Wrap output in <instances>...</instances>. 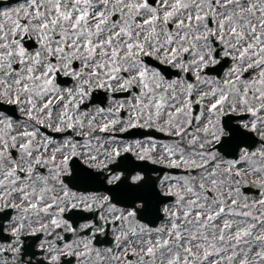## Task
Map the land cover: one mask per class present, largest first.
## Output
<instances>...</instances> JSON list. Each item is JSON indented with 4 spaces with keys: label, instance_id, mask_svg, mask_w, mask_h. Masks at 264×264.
<instances>
[{
    "label": "snow or ice",
    "instance_id": "snow-or-ice-1",
    "mask_svg": "<svg viewBox=\"0 0 264 264\" xmlns=\"http://www.w3.org/2000/svg\"><path fill=\"white\" fill-rule=\"evenodd\" d=\"M0 217V264H264V0L0 6Z\"/></svg>",
    "mask_w": 264,
    "mask_h": 264
},
{
    "label": "flooded vegetation",
    "instance_id": "flooded-vegetation-1",
    "mask_svg": "<svg viewBox=\"0 0 264 264\" xmlns=\"http://www.w3.org/2000/svg\"><path fill=\"white\" fill-rule=\"evenodd\" d=\"M11 3H14V0H0V6H3V5H5V4H7V5H11ZM155 134L156 133H153V137L155 138V139H157L158 141H166L167 140V137H165V136H163V134H161V133H157V134H161L162 136H163V138H156L155 137ZM159 171L160 172H167L166 170H161V169H159ZM169 173V172H168ZM171 174V173H170ZM172 175H176V174H172ZM153 178H155V175L153 176ZM70 215V214H69ZM0 219H2V217H0ZM70 235V234H69ZM29 240L31 239V238H28ZM104 246H107L106 244L105 245H101V247H104ZM73 260V258L72 257H63L62 258V264H69V261H72Z\"/></svg>",
    "mask_w": 264,
    "mask_h": 264
}]
</instances>
